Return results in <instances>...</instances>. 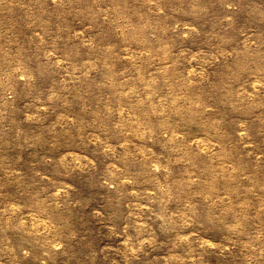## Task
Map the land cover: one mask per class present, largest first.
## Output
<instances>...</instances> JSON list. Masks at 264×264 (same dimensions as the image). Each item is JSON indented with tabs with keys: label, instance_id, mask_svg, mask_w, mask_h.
<instances>
[{
	"label": "rangeland",
	"instance_id": "obj_1",
	"mask_svg": "<svg viewBox=\"0 0 264 264\" xmlns=\"http://www.w3.org/2000/svg\"><path fill=\"white\" fill-rule=\"evenodd\" d=\"M0 264H264V0H0Z\"/></svg>",
	"mask_w": 264,
	"mask_h": 264
}]
</instances>
